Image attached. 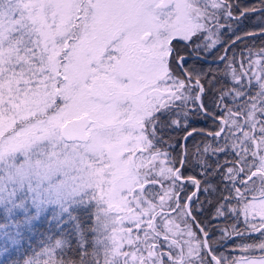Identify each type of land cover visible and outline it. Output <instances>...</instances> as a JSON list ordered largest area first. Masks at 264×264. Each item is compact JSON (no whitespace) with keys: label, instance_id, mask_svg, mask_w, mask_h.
I'll use <instances>...</instances> for the list:
<instances>
[{"label":"snow or ice","instance_id":"1","mask_svg":"<svg viewBox=\"0 0 264 264\" xmlns=\"http://www.w3.org/2000/svg\"><path fill=\"white\" fill-rule=\"evenodd\" d=\"M0 264H264V0H0Z\"/></svg>","mask_w":264,"mask_h":264},{"label":"trees","instance_id":"2","mask_svg":"<svg viewBox=\"0 0 264 264\" xmlns=\"http://www.w3.org/2000/svg\"><path fill=\"white\" fill-rule=\"evenodd\" d=\"M248 24H249V22L246 21V23H245L244 26L247 27ZM241 47H243V45H241ZM208 63L211 64L213 68L216 67V64H212L211 62H208ZM217 63H218V62H217ZM220 67L222 68L223 65H220ZM193 126H194L195 128H197L198 130H199V129H203V130H207V131H213V130H216V127L213 126V121H212L211 119H205V118H203V117H201V118L198 120V122L195 123ZM203 138H204V137H202V136H196V137H195L196 140H201V139H203ZM189 143H191V141H190ZM223 159H224V157H221V160H223ZM191 174H193V173L189 172V173H187L186 175H191ZM197 178H199V177H197ZM190 190H192V189H190ZM41 239H43L42 235H41L39 232H36V233H33V234H32L31 242H32L33 244H37ZM27 246H28V242L26 241L24 247H27ZM222 251H223V250H222ZM224 254H225V255H228L227 252H225ZM235 254H237V252L232 253V255H234V256H235Z\"/></svg>","mask_w":264,"mask_h":264},{"label":"flooded vegetation","instance_id":"3","mask_svg":"<svg viewBox=\"0 0 264 264\" xmlns=\"http://www.w3.org/2000/svg\"><path fill=\"white\" fill-rule=\"evenodd\" d=\"M246 3H248L249 5L257 3V0H245ZM246 23V22H245ZM211 58V57H210ZM210 62V61H208ZM218 62V61H217ZM212 63V62H211Z\"/></svg>","mask_w":264,"mask_h":264},{"label":"water","instance_id":"4","mask_svg":"<svg viewBox=\"0 0 264 264\" xmlns=\"http://www.w3.org/2000/svg\"><path fill=\"white\" fill-rule=\"evenodd\" d=\"M208 61L212 62V58L209 57V60H208ZM206 131H207V130H206ZM214 131H215V130H214ZM208 132H212V131H208Z\"/></svg>","mask_w":264,"mask_h":264},{"label":"rangeland","instance_id":"5","mask_svg":"<svg viewBox=\"0 0 264 264\" xmlns=\"http://www.w3.org/2000/svg\"><path fill=\"white\" fill-rule=\"evenodd\" d=\"M241 255V253L240 252H237V254H235V256H240Z\"/></svg>","mask_w":264,"mask_h":264}]
</instances>
